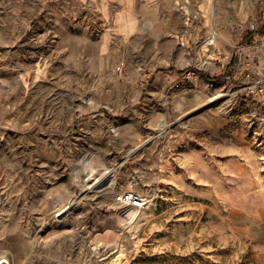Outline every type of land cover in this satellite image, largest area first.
<instances>
[{
	"label": "rangeland",
	"instance_id": "374dc122",
	"mask_svg": "<svg viewBox=\"0 0 264 264\" xmlns=\"http://www.w3.org/2000/svg\"><path fill=\"white\" fill-rule=\"evenodd\" d=\"M56 2L0 0V211L14 213L4 220L13 234L0 230V264H114L120 253L122 264H264V102L251 93L264 46L248 38L259 21L240 20L237 38L210 51L203 38L189 42L173 69L204 73L203 85L175 82L165 104L151 102L148 79L146 104L139 97L119 114L57 83L70 32L65 17L45 18ZM29 133L40 136L33 154ZM127 191L151 202L120 208Z\"/></svg>",
	"mask_w": 264,
	"mask_h": 264
},
{
	"label": "crops",
	"instance_id": "0c3cea01",
	"mask_svg": "<svg viewBox=\"0 0 264 264\" xmlns=\"http://www.w3.org/2000/svg\"><path fill=\"white\" fill-rule=\"evenodd\" d=\"M53 6L54 18L50 10L44 14L45 18L50 21L51 16L58 24L65 17L70 32L61 37L58 76L61 81L57 78V83L65 82V87L102 96V103L119 114L138 103L139 97L143 98L148 79H152L157 90L151 102L165 104L169 101L166 89L173 83L203 85L200 75L170 69L182 61L189 42L205 38L211 29L219 32L218 38H237L235 30L239 21L256 18L257 26L250 25H255L257 30L250 34L252 38L264 36L262 30L257 33L259 24L264 23V0H58ZM119 67L123 68L122 74H118ZM128 91L131 98L127 99ZM141 101L146 104V98ZM61 115L55 116L61 121ZM100 119L106 121L101 116ZM120 119L134 118L124 114ZM27 135L28 145L24 150L31 153L34 143L30 140L40 136ZM165 152V149L156 152L157 168L162 166L159 158ZM26 163L30 164V160L23 164ZM10 164L15 167L18 162L12 160ZM28 166L31 170L32 165ZM24 186L31 184L27 181ZM13 214L10 210L0 211V230L6 229L4 233L13 234L9 232L11 221L4 222L11 220ZM36 216L44 218L47 213L43 209ZM95 230L96 225L92 228ZM100 235L105 240L108 233Z\"/></svg>",
	"mask_w": 264,
	"mask_h": 264
},
{
	"label": "built area",
	"instance_id": "2783aa9c",
	"mask_svg": "<svg viewBox=\"0 0 264 264\" xmlns=\"http://www.w3.org/2000/svg\"><path fill=\"white\" fill-rule=\"evenodd\" d=\"M251 30L256 31V26L253 25L251 27ZM218 36V31L216 29H211L209 34L205 38H203V45L206 46L210 51L211 48H215ZM261 41L262 46H264V36L261 38ZM252 47L253 46H248L241 49L246 52V49H250ZM246 58L249 60V66H251V63L255 62L254 57L247 56ZM262 70L264 71V67L262 68ZM118 73H123L122 67L118 68ZM179 86V84L176 85V87ZM251 93L254 97L264 102V78L256 84V87L253 86L251 88ZM150 202L151 198L149 196L140 193H135L133 191L121 192L119 195L116 196V203L120 206V208L131 207L137 213L143 212Z\"/></svg>",
	"mask_w": 264,
	"mask_h": 264
},
{
	"label": "bare ground",
	"instance_id": "6f19581e",
	"mask_svg": "<svg viewBox=\"0 0 264 264\" xmlns=\"http://www.w3.org/2000/svg\"><path fill=\"white\" fill-rule=\"evenodd\" d=\"M101 178V177H100ZM100 181V179H98V180H96V182L94 183H91L90 184V186H89V188L90 189H92V188H94V186L96 185V183L97 182H99ZM133 212H135V210L134 209H131ZM64 211V210H63ZM61 213V212H60ZM59 215V214H58ZM122 255L123 254H121L120 253V255L119 256H117V258L114 260V264H122V260H121V257H122ZM124 260V259H123ZM4 262H7L6 260H4L2 263H4Z\"/></svg>",
	"mask_w": 264,
	"mask_h": 264
},
{
	"label": "trees",
	"instance_id": "16d2710c",
	"mask_svg": "<svg viewBox=\"0 0 264 264\" xmlns=\"http://www.w3.org/2000/svg\"><path fill=\"white\" fill-rule=\"evenodd\" d=\"M252 35V34H251ZM248 38H251L252 39V36L248 37ZM171 71H175V69H170ZM198 74L202 75L203 77H206L209 79V77L207 75H205L204 73L202 72H197Z\"/></svg>",
	"mask_w": 264,
	"mask_h": 264
}]
</instances>
